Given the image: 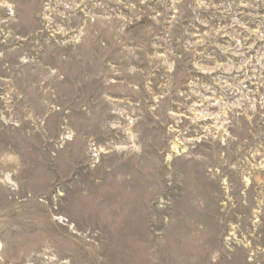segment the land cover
Returning <instances> with one entry per match:
<instances>
[{"label":"rangeland","instance_id":"obj_1","mask_svg":"<svg viewBox=\"0 0 264 264\" xmlns=\"http://www.w3.org/2000/svg\"><path fill=\"white\" fill-rule=\"evenodd\" d=\"M0 264H264V0H0Z\"/></svg>","mask_w":264,"mask_h":264}]
</instances>
